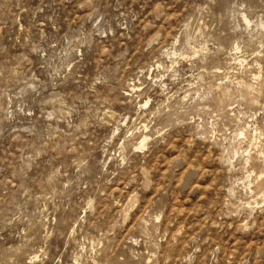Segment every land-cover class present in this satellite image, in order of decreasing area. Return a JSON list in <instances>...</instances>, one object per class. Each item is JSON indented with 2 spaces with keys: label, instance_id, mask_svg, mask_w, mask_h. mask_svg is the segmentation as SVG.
<instances>
[{
  "label": "rangeland",
  "instance_id": "1",
  "mask_svg": "<svg viewBox=\"0 0 264 264\" xmlns=\"http://www.w3.org/2000/svg\"><path fill=\"white\" fill-rule=\"evenodd\" d=\"M0 264H264V0H0Z\"/></svg>",
  "mask_w": 264,
  "mask_h": 264
},
{
  "label": "bare ground",
  "instance_id": "2",
  "mask_svg": "<svg viewBox=\"0 0 264 264\" xmlns=\"http://www.w3.org/2000/svg\"><path fill=\"white\" fill-rule=\"evenodd\" d=\"M141 144H142V146H145V145H144V142H141Z\"/></svg>",
  "mask_w": 264,
  "mask_h": 264
}]
</instances>
